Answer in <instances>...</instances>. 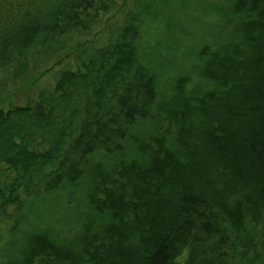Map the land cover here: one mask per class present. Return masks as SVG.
I'll list each match as a JSON object with an SVG mask.
<instances>
[{
  "label": "trees",
  "instance_id": "obj_1",
  "mask_svg": "<svg viewBox=\"0 0 264 264\" xmlns=\"http://www.w3.org/2000/svg\"><path fill=\"white\" fill-rule=\"evenodd\" d=\"M131 1L0 0V264H264V0Z\"/></svg>",
  "mask_w": 264,
  "mask_h": 264
},
{
  "label": "rangeland",
  "instance_id": "obj_2",
  "mask_svg": "<svg viewBox=\"0 0 264 264\" xmlns=\"http://www.w3.org/2000/svg\"><path fill=\"white\" fill-rule=\"evenodd\" d=\"M125 1L126 0H118V6H117L116 10L114 11V13L109 16L110 21L108 22V24L112 23L113 21L119 20L121 18L122 14L126 10V6L124 4ZM130 2H132V1L130 0ZM108 24L102 25V28L100 29V31H98L95 34L89 35L86 39H80V42L84 43L86 41V42L91 43V44H101V43L105 42V39H106V33L105 32L107 31V28H109ZM102 35H104V36L102 37ZM108 36L109 35L107 33V38H108ZM77 67L78 66L76 65V63L73 60L66 61L65 63H61L60 65L54 66L53 68H51V67L49 68V66H47V65H42L36 71L35 74H37V76L34 77V80L32 82H28V85L32 86V87L28 86V89H30V91H28L27 93H24V94L23 93L17 94L13 98L11 97L12 99H14L13 102H15L17 105H20V106L25 105L27 100L31 101V100L36 98V95L38 94L39 90H41L42 88H45V87H52L58 78V74L61 71H63V69H65V68L76 69ZM15 88H16V86L10 84V86L8 88V93L10 92V94H12L11 92H15V91H13ZM11 98L8 97V99H11ZM7 101L5 100V103ZM1 108H3V107L0 106V109Z\"/></svg>",
  "mask_w": 264,
  "mask_h": 264
},
{
  "label": "bare ground",
  "instance_id": "obj_3",
  "mask_svg": "<svg viewBox=\"0 0 264 264\" xmlns=\"http://www.w3.org/2000/svg\"><path fill=\"white\" fill-rule=\"evenodd\" d=\"M164 102V101H163Z\"/></svg>",
  "mask_w": 264,
  "mask_h": 264
}]
</instances>
